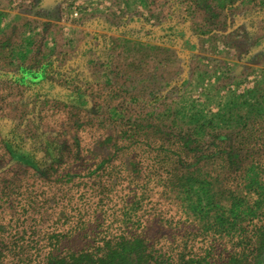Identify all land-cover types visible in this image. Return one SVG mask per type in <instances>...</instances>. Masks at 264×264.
<instances>
[{"label": "rangeland", "instance_id": "rangeland-1", "mask_svg": "<svg viewBox=\"0 0 264 264\" xmlns=\"http://www.w3.org/2000/svg\"><path fill=\"white\" fill-rule=\"evenodd\" d=\"M122 235L264 264V0H0V264Z\"/></svg>", "mask_w": 264, "mask_h": 264}, {"label": "trees", "instance_id": "trees-1", "mask_svg": "<svg viewBox=\"0 0 264 264\" xmlns=\"http://www.w3.org/2000/svg\"><path fill=\"white\" fill-rule=\"evenodd\" d=\"M118 239L116 243H108L105 248L103 247L102 254L85 251L77 256L70 254L61 259L52 258L47 264H152L150 259L153 257H149V254L142 250L143 239L140 240L136 235L130 238L122 235Z\"/></svg>", "mask_w": 264, "mask_h": 264}]
</instances>
